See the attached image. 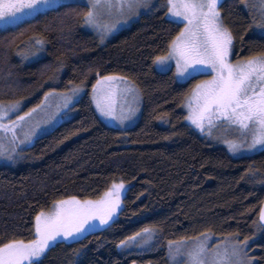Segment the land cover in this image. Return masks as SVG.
<instances>
[{
    "label": "trees",
    "instance_id": "obj_1",
    "mask_svg": "<svg viewBox=\"0 0 264 264\" xmlns=\"http://www.w3.org/2000/svg\"><path fill=\"white\" fill-rule=\"evenodd\" d=\"M249 0H247L248 3ZM165 0L103 44L81 26L84 3L0 29V103L38 106L47 92L80 86L74 114L0 163V236L34 238V221L54 201L77 196L97 199L113 181L128 184L117 217L86 234L60 243L45 264H170L166 245L215 236L249 237V255L264 264V229L258 213L264 199V152L232 155L194 131L185 120L184 101L204 75L179 81L173 70L158 71L181 24L167 18ZM221 15L233 31L232 60L264 53V33L241 0H223ZM241 37L243 39L241 40ZM40 43L38 58L22 54ZM36 50V48H35ZM117 75L132 82L141 111L128 128L111 127L96 113L92 86ZM153 229V247L123 252L121 240ZM79 251V255H77Z\"/></svg>",
    "mask_w": 264,
    "mask_h": 264
},
{
    "label": "snow or ice",
    "instance_id": "obj_2",
    "mask_svg": "<svg viewBox=\"0 0 264 264\" xmlns=\"http://www.w3.org/2000/svg\"><path fill=\"white\" fill-rule=\"evenodd\" d=\"M253 8L254 4H247ZM62 0H0V21L5 25L18 24L26 17L37 18L39 15L61 7ZM223 0H165L162 7L178 18L174 22H184L183 29L171 41L168 54L157 56L156 63L161 71L168 69V61L175 59L179 77L191 79L194 74L210 70L211 79L201 81L192 90L187 104L189 115L187 120L202 132L207 125L209 134L214 121H227L247 130L241 142L226 140L229 150L233 153L243 148L259 149L264 152V53L259 56L247 57L243 61L233 63V41L235 36L230 27L224 23L221 15ZM264 12V0H260ZM155 7L151 0H86L84 4V23L100 30L101 40L110 34L121 21L127 22L138 17L142 9ZM115 16L112 23H104L105 17ZM255 23V18H253ZM264 33V21L257 24ZM243 37H241V40ZM37 43H43L37 41ZM126 77L101 76L93 88V99L99 113L104 117H113L121 122L134 115L136 109L130 106L117 107L115 90L111 82L126 81ZM82 89L74 86L71 95L63 96L64 107H67L72 96ZM125 92L136 98L138 89L128 85ZM55 92V89H53ZM45 94V99L48 98ZM195 101L193 105L192 101ZM19 102L8 108H0V129L12 133V141L17 139L16 127L30 112L19 116L17 121L3 123V117L12 109L18 108ZM39 107V105L37 106ZM33 134L25 133V140ZM24 141H21L23 143ZM9 150L0 144V156ZM11 151H15L12 148ZM10 158V157H9ZM125 191L124 182L113 181L111 187L99 199H80L70 196L67 199L54 201L52 209L41 210L35 216L33 239H17L0 236V264H45L48 253L60 243L78 242L86 238V234L97 228L96 221L101 225L114 222V217L121 209V193ZM259 219L264 222V208L260 210ZM264 229V223L259 225ZM119 242L118 247L127 248L137 237L142 240L151 239L152 230L144 228ZM215 233L211 229L200 233L195 238H184L186 242H169V258L175 264H260L254 256L249 255V240H242L239 234H228L213 243ZM77 251V255H79Z\"/></svg>",
    "mask_w": 264,
    "mask_h": 264
},
{
    "label": "rangeland",
    "instance_id": "obj_3",
    "mask_svg": "<svg viewBox=\"0 0 264 264\" xmlns=\"http://www.w3.org/2000/svg\"><path fill=\"white\" fill-rule=\"evenodd\" d=\"M70 1L71 2H81L84 4L86 3V0H62V4L66 3V2H70ZM159 1L160 0H151V3L154 6H156ZM247 4H254L255 5V7H253V8H249V7L248 8L252 13L253 18H255L257 30L262 33L261 29L257 26L258 23L264 21V12H262V10H261L260 0H249ZM153 8L142 9L141 14L138 17H132L126 23L121 21L119 24L116 25V28L103 39V41L101 40V32L99 29L85 24L84 19L82 20L81 26L84 30L90 32L96 38L98 43L103 44L104 42H106V40H108L114 34L119 32L120 30H123V29L129 27L141 15L148 13ZM166 16L168 19H170L172 21H176L178 19L176 17H173L170 13H168L167 10H166ZM27 18H30V17H27ZM115 20H116L115 16L105 17L103 22L104 23H112ZM179 23L181 24V29H183L184 22H179ZM16 25L17 24L5 25L2 21H0V29H4V28H8V27H14ZM40 45H41L40 43H37V41H34L32 44L33 50H30L29 53L22 54V56L26 62H28V60L31 61V60H35L36 58H38L39 53H40V47H41ZM35 48H36V50H35ZM169 48H170V46H169ZM167 54H168V52L163 56H166ZM230 59L233 63H235L236 61H243L244 60V59L232 60L231 57H230ZM167 63H168V69L166 71L173 70L176 78L179 81H185V80L181 79L177 73L175 59L173 58V59L169 60ZM154 66L158 71H161L158 67V64L156 63V60L154 62ZM161 72H164V71H161ZM201 74H203L204 76L201 77L195 83V85L200 83L201 81L211 79V76L213 75V73H211L210 70L205 68L203 71L194 74V76L201 75ZM108 76H116L118 78L121 77V76H117V75H108ZM99 78L100 77H98L97 79H99ZM128 85H134V84L127 79H126V81H123L120 83L111 82V86L115 90V93H116L115 99H116L118 110H119V108H122L125 106H130V107L136 109L134 115H131L128 119L124 120L123 122H121L119 119H116L113 117H104L99 113V111L96 108L95 101L93 99V89H92L91 100H92L93 107H94L96 113L98 114V116L101 118V120L111 127L128 128V127L133 126L135 124V122L137 121V119L139 118L140 111H141V97H140L139 92L136 93V98H133L132 93L125 92L124 89ZM195 85L193 86L192 90L195 88ZM135 88H136V86H135ZM192 90L190 91V93L186 97L184 104H183V108H184L185 113H186V116H185L186 123L194 131H196L198 134L205 137L206 139L210 140L214 144H218V145L225 147L234 156L250 154L252 152L260 151L259 149L248 150L247 148H243L239 152L233 153L232 151L229 150L228 144L225 143L226 140L241 142L245 138L246 134L248 135V138L250 139V134L247 133V130L241 129L239 127V125L229 124L227 121H214V126L211 130V133L209 134V130H208L207 125L205 126V130L202 132L195 125L191 124V122L189 120H187V116L189 115V109L187 107V104L189 102V99L191 98ZM79 92L76 95L72 96V99L68 103L67 107H64L63 96L71 95V91L70 92H53V91L47 92L49 94L48 98L45 99V96H44L42 102L39 104V107L36 106V107H33V108L28 109L26 111L22 110V103L19 102L18 108L12 109L11 111L8 112V115L6 117H3V123L8 124L9 120L17 121V118L19 116H24V113L30 112V110H33V109H34V111H31L30 115L26 116L23 121L18 122L17 127H16L17 139L15 141H12V139H11V137H12L11 132H4L2 129H0V144L4 145L9 150L3 156H0V163L1 162H10L12 160L17 159L20 156L21 151L25 147L33 144L39 136L50 131L52 128H54L59 123H61L65 120L69 119L70 117H72V115L75 112L73 105L79 96ZM15 103H17V102H15ZM15 103H0V108H8L10 105L15 104ZM192 103L194 105L195 101L193 100ZM29 131H32L33 134L31 135V137L29 139L25 140V133L29 132ZM21 141H24V142L21 143ZM12 148H15L14 152L11 151ZM119 182L120 181H118L117 183H119ZM127 186H128V184L124 182L125 191H123L121 193V201H122V198L126 192ZM99 198H97V199H99ZM92 200H96V199H92ZM121 205H122V203H121ZM52 206L53 205H51V207L45 211L51 210ZM116 217H117V214L115 215L114 219ZM96 224H97V228L101 227V224H99L98 220L96 221ZM151 230H152L151 239L145 238L144 240H142L141 237H144L145 234L141 231V232H139V233H141V237H137L136 241L133 242L129 247H127V248L119 247V249L123 252H131V251L144 252V251L150 250L153 247L154 242H155V238H156L154 230L153 229H151ZM223 238L218 239L216 236H214L212 242L215 243V242H217ZM173 242H182L183 243L186 241L185 240H178V241H173ZM168 247H169V242L166 245V253H167L170 264H175V262L169 258ZM248 252H249V250H248Z\"/></svg>",
    "mask_w": 264,
    "mask_h": 264
},
{
    "label": "water",
    "instance_id": "obj_4",
    "mask_svg": "<svg viewBox=\"0 0 264 264\" xmlns=\"http://www.w3.org/2000/svg\"><path fill=\"white\" fill-rule=\"evenodd\" d=\"M262 208H264V199H263V201H262V203H261V206H260V209H259V213H258V222H259V224L264 223V222H261L260 219H259L260 210H261Z\"/></svg>",
    "mask_w": 264,
    "mask_h": 264
},
{
    "label": "flooded vegetation",
    "instance_id": "obj_5",
    "mask_svg": "<svg viewBox=\"0 0 264 264\" xmlns=\"http://www.w3.org/2000/svg\"><path fill=\"white\" fill-rule=\"evenodd\" d=\"M26 19H28V18L26 17Z\"/></svg>",
    "mask_w": 264,
    "mask_h": 264
}]
</instances>
